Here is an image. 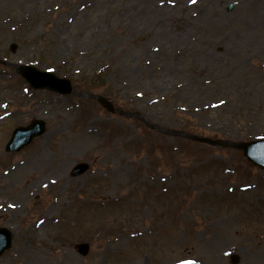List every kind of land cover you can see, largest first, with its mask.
Instances as JSON below:
<instances>
[{
	"label": "rangeland",
	"instance_id": "374dc122",
	"mask_svg": "<svg viewBox=\"0 0 264 264\" xmlns=\"http://www.w3.org/2000/svg\"><path fill=\"white\" fill-rule=\"evenodd\" d=\"M0 60V204L20 203L0 208L14 235L0 264H264V170L239 148L264 138V0H0ZM23 64L73 93L32 89ZM35 118L46 133L8 153ZM85 127L90 142L61 152Z\"/></svg>",
	"mask_w": 264,
	"mask_h": 264
},
{
	"label": "water",
	"instance_id": "95a60500",
	"mask_svg": "<svg viewBox=\"0 0 264 264\" xmlns=\"http://www.w3.org/2000/svg\"><path fill=\"white\" fill-rule=\"evenodd\" d=\"M12 49H16V44H12ZM22 74L35 88H49L61 93H70L72 91L69 79L58 78L52 72L41 71L31 65H26L22 67ZM101 103L109 110L113 109V106L106 100H102ZM44 131L45 124L42 121L35 120L30 126L16 129L7 148L8 150H19L24 145L30 143L35 136L42 134ZM241 148L244 150L245 156L250 161L264 168V139L245 142L241 145ZM87 168V164H78L75 167L73 174H81L86 171ZM11 243V232L5 228L0 229V255L11 246ZM79 251L82 254H87L89 251V245L87 243L80 244ZM236 259L237 258L234 257V260Z\"/></svg>",
	"mask_w": 264,
	"mask_h": 264
},
{
	"label": "bare ground",
	"instance_id": "6f19581e",
	"mask_svg": "<svg viewBox=\"0 0 264 264\" xmlns=\"http://www.w3.org/2000/svg\"><path fill=\"white\" fill-rule=\"evenodd\" d=\"M149 111V110H148ZM149 113H150V111H149ZM90 140H91V135H90V131L87 129V128H84V129H82L79 133H77V134H75L67 143H63L62 144V146H61V152H63L64 153V151L66 150V148L68 147V146H72L71 148H74L75 146H77V145H79V144H85V143H88V142H90ZM74 144H76V145H74ZM111 152H113V153H116L117 152V150H113V151H111ZM68 156L69 155H65V157H63V159H61L60 160V162L59 161H57L56 163H55V166L57 167V168H59V170L61 171V173L60 174H58V177L59 178H65L66 177V174H67V172H68V169H69V167H70V164H69V162H68ZM35 158H34V160H31V165L32 166H36L37 164L38 165H41V166H45L46 165V162H47V157H46V155H42V156H37V155H35L34 156ZM50 166H48V168H49ZM112 173H113V175L115 176V181L116 182H122L123 180H124V176L126 175V174H128V173H130L131 172V167L128 165V164H126V165H120V164H117V165H115L112 169ZM97 176H101V173L99 172V173H97ZM119 184H121V183H119ZM63 185V184H62ZM60 186L59 187V189H62L63 188V186ZM148 185L150 186V183H148ZM33 187V186H32ZM113 188L114 187H110V189H109V194H112V192H113ZM213 190V189H212ZM21 197H22V195H18L17 197H14L13 199H17V200H20L21 199ZM63 200H61L60 198H58L55 202H54V206H61L62 204H63ZM7 203V210H9V209H15V210H18L19 209V203L17 202V203H14L13 202V200L12 201H7L6 202ZM53 206V207H54ZM53 207H49L48 209L51 211V209L53 208ZM151 209V207L148 209V210H150ZM48 216V215H47ZM237 216H239V213L237 212V214H235L234 216L233 215H231L230 217H229V220L226 222V224L228 225V226H230V224H231V218L233 217V218H236ZM135 220H138V217L137 216H135V219H134V221ZM229 230V233L231 232V230L230 229H228ZM39 260H43V259H45L44 258V253L43 254H39L38 255V257H37ZM42 264H54L52 261H50L49 259H48V261L45 259V260H43L42 262H41ZM61 264H64V262L63 263H61ZM68 264H73L72 262H69Z\"/></svg>",
	"mask_w": 264,
	"mask_h": 264
},
{
	"label": "flooded vegetation",
	"instance_id": "af4514ba",
	"mask_svg": "<svg viewBox=\"0 0 264 264\" xmlns=\"http://www.w3.org/2000/svg\"><path fill=\"white\" fill-rule=\"evenodd\" d=\"M1 179H5V178H1ZM0 183H1V180H0ZM0 186H1L2 189H3V192L1 191V189H0V192L4 193L5 188H6V186H7V183H6V184H0ZM2 195H3V194H2Z\"/></svg>",
	"mask_w": 264,
	"mask_h": 264
},
{
	"label": "snow or ice",
	"instance_id": "6c2138e0",
	"mask_svg": "<svg viewBox=\"0 0 264 264\" xmlns=\"http://www.w3.org/2000/svg\"><path fill=\"white\" fill-rule=\"evenodd\" d=\"M193 2H195V0H193Z\"/></svg>",
	"mask_w": 264,
	"mask_h": 264
}]
</instances>
